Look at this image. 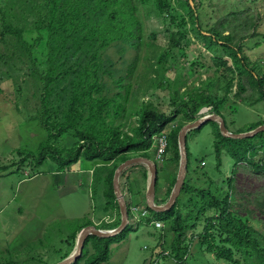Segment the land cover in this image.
<instances>
[{"label": "trees", "instance_id": "16d2710c", "mask_svg": "<svg viewBox=\"0 0 264 264\" xmlns=\"http://www.w3.org/2000/svg\"><path fill=\"white\" fill-rule=\"evenodd\" d=\"M199 2L0 0V40L9 37L13 49L25 53L24 56L31 62L32 74L40 82V100L36 113L48 132V139L39 145L36 163H42L50 157L64 169L83 159L103 162L94 167L93 174L96 176L99 171L103 174V179L106 180V188L103 189L104 209L111 212L116 209L118 218L111 224L102 221L97 228L112 229L120 222L112 184L116 167L132 155L153 158L148 150L152 148L154 138L166 126L173 124L166 133L168 145L162 163L164 167L169 163L170 169L164 181L165 191L155 197L158 203L168 199L174 185L180 158L178 132L185 123L202 116L199 111L208 106L213 113L224 119L228 128L223 110L234 84L237 88L235 94L240 95L239 92L248 86L257 93V100L264 99V72L256 70L255 64L244 54L236 34L221 30L227 18L218 19L212 29L208 30L211 31L210 34L202 32L198 23ZM147 18L168 24L166 31L170 48L185 50L188 43L187 32H193L203 39L207 48H217L221 55L227 57L215 56L213 51L212 58L218 74L213 81L207 80L204 84L200 80L198 84H192L190 88L180 92L179 88L185 87V82L177 77L173 84L174 94L171 96L174 108L169 115L153 107L151 102L144 101L140 105L136 125L130 131L123 130L127 119L124 118V124L119 119L126 117L123 113L127 110L125 104L131 93V84L125 82L130 80L129 76L134 75L138 68V52L143 45V23ZM32 34L33 38L30 36ZM150 36L154 37L153 33ZM1 43L4 44L5 41ZM111 46H114L121 58L128 48L138 50L132 62L126 65L125 75L117 80L112 79L114 86L124 88V91L113 95H110L111 81L106 80V77L110 78L116 72L115 69L112 73L109 71V67L116 63V59L114 63L108 54ZM162 55L160 52L157 62L162 61ZM124 61L123 59V63ZM195 70V64L191 63L188 75ZM118 71L123 72L120 68ZM219 81L224 83L221 87L216 84ZM206 124L213 127L216 171L221 166L223 153L233 159L232 167L247 164L258 172L264 170V131L247 138H229L222 136L217 122L207 121L200 128L188 131L186 141L191 132L198 131ZM260 124H264V119L250 123L245 130ZM239 132L242 130H237ZM63 135L67 136L69 144L63 139ZM61 141L63 144H58ZM186 152L188 171L191 152L187 142ZM18 154L23 156L21 151ZM29 158L34 156H24V159ZM8 167V164L0 165V169ZM207 175L204 174L208 182L210 177ZM232 182L231 177H224L220 182H209L206 186L197 187L184 181L180 192L189 195V200L185 203L186 210L180 207L182 203L177 199L169 210L156 212L155 215L156 219L171 227L174 232L170 250L165 255L173 254L178 264H186L190 249V245L185 242L186 232L189 228L202 227L198 244L200 248L205 247L206 253H213L216 260L208 259L205 264H264V234L250 224L247 215H241L233 209ZM158 191L156 185V192ZM255 205L264 214V197L255 200ZM129 206L130 203H127L129 221H134L130 216ZM208 211L212 214H208ZM92 224L90 220H86L74 227L71 235L65 239L67 250L61 259L71 253L78 232ZM130 225L133 227L129 222L119 234L108 238L89 235L84 242L82 255L72 264H78L84 254H87L85 248L89 243L95 251L86 259V264H101L106 261L109 240L119 235L125 236Z\"/></svg>", "mask_w": 264, "mask_h": 264}, {"label": "rangeland", "instance_id": "374dc122", "mask_svg": "<svg viewBox=\"0 0 264 264\" xmlns=\"http://www.w3.org/2000/svg\"><path fill=\"white\" fill-rule=\"evenodd\" d=\"M197 1H200L198 23L202 32L210 34L208 30L212 29L218 19L227 18L221 30L236 34L244 54L255 64L256 70L264 72V0ZM150 19L147 18L143 23V45L139 52L128 48L121 58L114 46L108 50L114 63L116 59L115 65L109 67L111 73L115 69V74L106 77L107 81H111L110 95L124 91V88L114 86L112 79L117 80L125 75L126 65L132 62L136 51L139 53L138 68L134 75L129 76L130 80L125 82L131 84V93L125 104L127 110L123 113L126 117L119 119L123 120V124L124 118L127 119L123 130L130 131L136 125L140 105L144 101L151 102L153 107L169 115L174 108L171 96L174 94L173 84L177 77L185 82V87L179 88L180 92L192 84H198L200 80L204 84L207 80L213 81L218 77L212 58L213 51L215 56L227 57L221 55L217 48H207L203 39L193 32H187L185 50L170 48L166 31L168 24ZM1 24L0 14V31ZM30 36L33 38L34 34ZM9 39L6 36L0 40V165H9L7 169H0V264H56L67 250L65 239L71 235L74 227L86 220L93 222L101 217L102 207L105 206L103 189L106 188V180L99 171L90 181L89 174L81 173L82 162L73 166L76 170L71 166L62 169L50 157L42 163H36L38 147L48 139V132L36 113L40 100V82L32 74L31 62L24 56L25 53L13 49ZM160 52L163 54L162 61L157 62ZM191 63L195 64L196 70L188 75ZM119 68L123 72H119ZM219 79L222 78L219 76ZM216 84L221 87L224 83L219 81ZM232 89L223 110L228 130L234 133L237 130L246 132L250 123L264 119V99L257 100V93L248 86L239 92L240 95L235 94V84ZM206 109L204 113H199L202 116L213 113L208 106ZM171 125L166 126L161 133H167ZM157 136L152 148L148 150L153 156ZM63 139L69 144L67 136L63 135ZM186 142L191 156L188 171L186 168L185 183L203 187L209 182L217 183L224 177H231L233 209L241 215H247L250 224L264 234V214L255 205V200L264 197V170L258 172L247 164L232 167L233 159L223 153L221 166L216 171L213 127L210 124L191 132ZM58 144L62 145L63 141ZM19 151L23 156L18 154ZM28 154L34 158L24 159ZM152 160L158 169L156 185L159 191L156 192L155 185L156 197L165 191L164 181L170 166L168 163L164 167L163 161ZM138 164L146 168L142 163ZM206 173L210 177L208 182L204 176ZM177 199L182 203L180 207L186 210L185 203L189 195L179 192ZM133 206L141 210L132 213ZM129 210L135 220L129 221L128 218V223H132L133 227L130 225L125 236L119 235L109 240L108 257L101 264H178L173 254L165 255L174 238L173 229L156 219V212L148 210L144 204H130ZM143 210L146 216L139 215ZM208 214L212 212L208 211ZM201 229L189 228L186 232L185 242L190 245L186 264H205L208 259L216 261L213 253H206L205 247L200 248L198 244ZM86 249L87 254L78 264H86V259L95 251L91 243Z\"/></svg>", "mask_w": 264, "mask_h": 264}, {"label": "water", "instance_id": "95a60500", "mask_svg": "<svg viewBox=\"0 0 264 264\" xmlns=\"http://www.w3.org/2000/svg\"><path fill=\"white\" fill-rule=\"evenodd\" d=\"M191 1V0H190ZM206 107L202 108L200 110V113H204L206 111ZM207 121H215L218 123L220 133L224 137L229 138H247L254 136L255 134L264 131V124H261L257 127H255L252 130L246 131V132H240V133H234L228 130V128L225 125L224 119L216 114H205L196 120L192 122L185 123L178 132V148H179V164H178V171L176 175V179L174 182V185L172 187V190L169 194L168 199L163 204H157L155 202V185H156V179H157V165L152 160V158H146V157H133L129 158L122 163H120L113 174L112 178V184H113V190L116 196L117 203L119 205V211H120V223L117 227L113 229H101L97 228L95 225H87L83 227L80 232L76 236L75 246L72 250V252L66 256L65 258L61 259L56 264H72L74 263L82 254L83 246L86 238L89 235H94L97 237L102 238H108L111 236H114L116 234H119L128 224V211H127V204L123 197V194L119 187V176L120 173L129 165L136 164V163H144L148 170V186L145 194L146 204L150 208V210L154 212H164L169 210L172 205L175 203L176 198L181 191V188L183 186L184 177L186 173V166H187V152H186V135L187 132L201 127L203 124H205Z\"/></svg>", "mask_w": 264, "mask_h": 264}, {"label": "crops", "instance_id": "0c3cea01", "mask_svg": "<svg viewBox=\"0 0 264 264\" xmlns=\"http://www.w3.org/2000/svg\"><path fill=\"white\" fill-rule=\"evenodd\" d=\"M139 156L140 155H132V156L128 157L127 159L133 158V157H139ZM141 157H143V156H141ZM152 157H153L152 159H154L153 154H152ZM81 162L83 164L82 165L83 171L81 173L89 174L90 181H91V178L94 176V174H93L94 167L103 163L100 161L82 160V161H79V162L73 164L71 167H73L74 165L81 163ZM142 164L145 165L144 163H142ZM73 168H75L74 170L77 169L76 167H73ZM79 171H81V170H79ZM145 171H146V177H145ZM121 173L119 176V187H120V190L123 194V197H124L126 203L135 204L134 202H136V204L140 205V206H143V204L147 205L146 199H145V194H146V190H147V186H148V170H147V167L142 168L139 166V164L137 165V163H136V164L129 165ZM76 176H78V174ZM81 185H82V183H81ZM104 208L105 207L103 206L102 207L103 213H102L101 217H99L96 221L92 222L95 226H97L99 223H101L102 220H106V223H108V224H111L117 220L118 216H117L116 209H114L111 212V210H106ZM103 222H105V221H103Z\"/></svg>", "mask_w": 264, "mask_h": 264}, {"label": "built area", "instance_id": "2783aa9c", "mask_svg": "<svg viewBox=\"0 0 264 264\" xmlns=\"http://www.w3.org/2000/svg\"><path fill=\"white\" fill-rule=\"evenodd\" d=\"M168 140H167V134L162 132L159 134L156 138V145H155V151H154V160L157 161H163L164 155L167 149ZM141 209L139 207L133 206L131 207V212L138 213ZM145 210H143L139 215L140 216H146ZM157 223V222H156ZM155 223V224H156ZM159 226V223H157Z\"/></svg>", "mask_w": 264, "mask_h": 264}, {"label": "bare ground", "instance_id": "6f19581e", "mask_svg": "<svg viewBox=\"0 0 264 264\" xmlns=\"http://www.w3.org/2000/svg\"><path fill=\"white\" fill-rule=\"evenodd\" d=\"M201 117V116H200Z\"/></svg>", "mask_w": 264, "mask_h": 264}]
</instances>
